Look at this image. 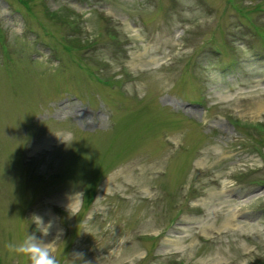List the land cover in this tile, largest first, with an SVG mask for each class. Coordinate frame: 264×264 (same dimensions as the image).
Wrapping results in <instances>:
<instances>
[{"label": "rangeland", "instance_id": "rangeland-1", "mask_svg": "<svg viewBox=\"0 0 264 264\" xmlns=\"http://www.w3.org/2000/svg\"><path fill=\"white\" fill-rule=\"evenodd\" d=\"M32 233L59 264H264V0H0V264Z\"/></svg>", "mask_w": 264, "mask_h": 264}, {"label": "clouds", "instance_id": "clouds-1", "mask_svg": "<svg viewBox=\"0 0 264 264\" xmlns=\"http://www.w3.org/2000/svg\"><path fill=\"white\" fill-rule=\"evenodd\" d=\"M34 224L41 236H47L52 227L51 223H45L40 216H34ZM52 243H46L37 237L35 233L26 234L19 243H9L6 248L15 254L25 257L28 264H59L51 249Z\"/></svg>", "mask_w": 264, "mask_h": 264}, {"label": "trees", "instance_id": "trees-1", "mask_svg": "<svg viewBox=\"0 0 264 264\" xmlns=\"http://www.w3.org/2000/svg\"><path fill=\"white\" fill-rule=\"evenodd\" d=\"M53 15V14H52ZM53 16H55V14L53 15ZM66 17V19L64 18V17H62V16H59V17H57V16H55L54 18L55 19H57V18H59V20L61 21V22H63L64 20L65 21H67L68 20V16H65ZM63 24H64V22H63ZM85 203H91V199L89 198V197H87V199H85Z\"/></svg>", "mask_w": 264, "mask_h": 264}]
</instances>
